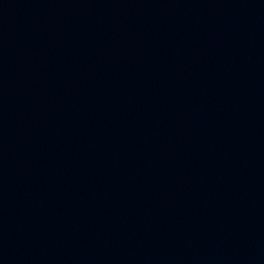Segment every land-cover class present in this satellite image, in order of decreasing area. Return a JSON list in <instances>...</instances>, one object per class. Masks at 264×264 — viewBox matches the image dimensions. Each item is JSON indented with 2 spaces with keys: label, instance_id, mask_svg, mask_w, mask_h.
I'll return each mask as SVG.
<instances>
[{
  "label": "water",
  "instance_id": "1",
  "mask_svg": "<svg viewBox=\"0 0 264 264\" xmlns=\"http://www.w3.org/2000/svg\"><path fill=\"white\" fill-rule=\"evenodd\" d=\"M201 264H264V0H126Z\"/></svg>",
  "mask_w": 264,
  "mask_h": 264
}]
</instances>
